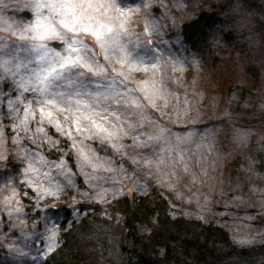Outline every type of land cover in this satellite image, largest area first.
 <instances>
[{
    "label": "rangeland",
    "instance_id": "obj_1",
    "mask_svg": "<svg viewBox=\"0 0 264 264\" xmlns=\"http://www.w3.org/2000/svg\"><path fill=\"white\" fill-rule=\"evenodd\" d=\"M201 11L221 13L206 43L216 62L168 37ZM238 15L264 28V0H0V163L8 151L23 158L18 180L47 207L40 226L32 219L7 242L15 264H39L58 244L59 206L74 214L78 201L157 188L186 219L211 220L236 246H264V135L245 131L256 126L253 114L231 105L237 79L249 76L225 74L244 47L233 26ZM185 109L197 124L223 125L213 130L229 141L223 164L195 143L177 151L154 136L159 127H183ZM213 152L225 155L219 141ZM7 184L0 178V213L16 218L27 194Z\"/></svg>",
    "mask_w": 264,
    "mask_h": 264
},
{
    "label": "trees",
    "instance_id": "obj_2",
    "mask_svg": "<svg viewBox=\"0 0 264 264\" xmlns=\"http://www.w3.org/2000/svg\"><path fill=\"white\" fill-rule=\"evenodd\" d=\"M219 18L221 20V13L219 16L217 12L207 14L203 11L195 17L182 18L179 20L181 25H176L168 37L173 41L175 38L180 39L188 51L205 58L212 57L213 60H210L216 62L218 58H214L206 43L208 33L213 30L212 27H216L212 24L218 22ZM173 27L171 25L169 29ZM52 46L58 47L59 43L53 42ZM248 91L243 87H235L231 105L236 103L237 107L242 105L246 108L245 104L251 102ZM236 111L242 114L249 112L247 108ZM47 147L44 155L49 157L51 149ZM10 148L12 150L14 146ZM60 148L61 152L70 150L66 145ZM66 153L67 160L73 157L71 152ZM69 153L71 156H68ZM7 154V158L0 163V178L9 180L8 189L21 191L22 196L27 194L26 197H20L24 209L16 213V218L19 215L23 218L20 225L14 222L16 218L0 213V264H15L17 256L7 248V242L17 239L18 231L31 226L33 220H37L39 225L42 211L47 207L42 206L36 198L30 199L29 191L18 180L23 158L18 159L19 155H12L10 151ZM261 161L258 166L255 165L256 169L261 166ZM68 162L71 163V159ZM86 189L83 188L87 198H91L95 190ZM15 193L20 196L19 192ZM170 201V192L157 188L135 192L132 197L118 193L114 197L109 196L104 202L78 201L74 205V214L71 213V207L59 206L65 211L63 219L59 221L58 244L39 264H264V246H236L224 228L213 224L211 220L205 223L186 219ZM116 222L117 227L114 228ZM97 255L100 258L96 260Z\"/></svg>",
    "mask_w": 264,
    "mask_h": 264
},
{
    "label": "clouds",
    "instance_id": "obj_3",
    "mask_svg": "<svg viewBox=\"0 0 264 264\" xmlns=\"http://www.w3.org/2000/svg\"><path fill=\"white\" fill-rule=\"evenodd\" d=\"M248 15L250 17V14ZM233 26L244 47L241 50L242 54L237 55L234 64L225 68V74L234 79L243 75L249 76L243 84L239 83L238 79L235 84V87L249 89L247 95L251 102L246 103L245 107L253 114L256 126L244 130L250 132L251 135L258 133L264 135V128L259 127L264 122V28L257 30V26L250 19L239 15L234 18ZM250 73H254V75H249ZM250 85L251 87H249ZM206 87L215 88L216 85L209 83ZM201 91L207 95L206 89H201ZM179 118L184 121L183 127H159L154 131V136L165 141L170 140V147L177 151L182 146L195 143L197 148L203 147L208 157H212L216 163L223 164L231 149L228 147L229 141L213 131L223 127L220 121L208 120L197 124V117L193 115L191 109H185L182 114H179ZM229 136L231 143L239 147L240 139L235 131ZM216 141L221 143L224 156L218 152L214 154L213 145ZM2 158L0 157V159ZM205 162H208L207 158ZM251 242V240L242 241V243Z\"/></svg>",
    "mask_w": 264,
    "mask_h": 264
},
{
    "label": "snow or ice",
    "instance_id": "obj_4",
    "mask_svg": "<svg viewBox=\"0 0 264 264\" xmlns=\"http://www.w3.org/2000/svg\"><path fill=\"white\" fill-rule=\"evenodd\" d=\"M98 195L100 196V198H102V197H103V193H101V194H98ZM55 235H56L55 231H52V236L49 238V239H50V241H54ZM50 246H51V245H50Z\"/></svg>",
    "mask_w": 264,
    "mask_h": 264
}]
</instances>
